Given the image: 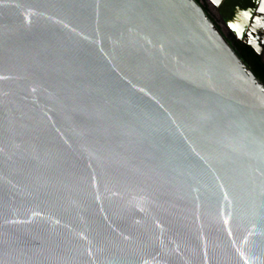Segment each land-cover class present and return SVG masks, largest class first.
I'll return each instance as SVG.
<instances>
[{
    "label": "water",
    "instance_id": "obj_1",
    "mask_svg": "<svg viewBox=\"0 0 264 264\" xmlns=\"http://www.w3.org/2000/svg\"><path fill=\"white\" fill-rule=\"evenodd\" d=\"M0 264H264V82L203 2L0 0Z\"/></svg>",
    "mask_w": 264,
    "mask_h": 264
},
{
    "label": "trees",
    "instance_id": "obj_2",
    "mask_svg": "<svg viewBox=\"0 0 264 264\" xmlns=\"http://www.w3.org/2000/svg\"><path fill=\"white\" fill-rule=\"evenodd\" d=\"M202 2L201 0H198ZM206 8V7H205ZM207 9V8H206ZM233 47L236 49L238 54L247 63V65L253 70L255 75L264 82V60L260 57L257 52L250 46L239 42L230 41Z\"/></svg>",
    "mask_w": 264,
    "mask_h": 264
},
{
    "label": "flooded vegetation",
    "instance_id": "obj_3",
    "mask_svg": "<svg viewBox=\"0 0 264 264\" xmlns=\"http://www.w3.org/2000/svg\"><path fill=\"white\" fill-rule=\"evenodd\" d=\"M203 3L204 1L201 0ZM205 2L207 3H204L205 4V7L207 8V11L208 12H211L214 8V10L216 11V15H217V18L220 20L218 21L217 19H214L216 21V23L220 26V28L222 29V31L226 34V37L230 40V41H239L235 35L233 34L232 30H231V27L228 25V23L224 20V17H223V14L221 13V10H223V7L221 6L220 8H217V7H214L212 4H211V0H205ZM223 5V4H222ZM212 9V10H211ZM240 42V41H239ZM264 60V59H263Z\"/></svg>",
    "mask_w": 264,
    "mask_h": 264
},
{
    "label": "rangeland",
    "instance_id": "obj_4",
    "mask_svg": "<svg viewBox=\"0 0 264 264\" xmlns=\"http://www.w3.org/2000/svg\"><path fill=\"white\" fill-rule=\"evenodd\" d=\"M204 1V3H206L205 2V0H203ZM207 4V3H206ZM205 5V4H204ZM213 9V10H212ZM211 10V12H209V14L211 15V17L213 18V19H217L218 21H220L218 18H217V15H216V11L214 10V8H212ZM207 10V9H206ZM225 34V33H224ZM226 35V34H225Z\"/></svg>",
    "mask_w": 264,
    "mask_h": 264
}]
</instances>
